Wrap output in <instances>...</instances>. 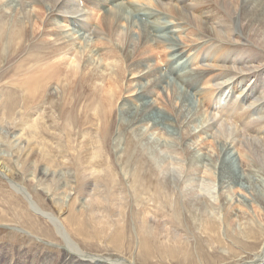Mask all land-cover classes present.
<instances>
[{
    "label": "rangeland",
    "instance_id": "obj_1",
    "mask_svg": "<svg viewBox=\"0 0 264 264\" xmlns=\"http://www.w3.org/2000/svg\"><path fill=\"white\" fill-rule=\"evenodd\" d=\"M121 1L129 7L133 3L137 8L127 10L130 19L128 23L121 24L123 35H126L131 21L145 24L139 17L133 19V13L138 16L151 11L148 9H156L154 4L144 0ZM148 22L154 23V18ZM160 22L166 21L160 19ZM136 23L132 29L137 37L140 26ZM96 38L92 36L91 43ZM190 47L196 48L192 42L186 50ZM252 50V53L255 52ZM158 51L156 49L151 54L148 64L150 68L155 66L163 70L170 63L171 56L167 53L169 56L166 57ZM195 52L192 50L189 55L194 56ZM229 53L233 54V59H239L234 51ZM89 58L92 63L90 68L97 67L100 75L106 76L99 58L92 55ZM222 59L218 58L217 61L221 62ZM206 64L202 66L203 70L207 69ZM189 67L195 68L190 62ZM4 72L5 69L0 74ZM10 72L4 78L0 76V171L11 179L6 181L0 176V264H60L65 259L68 246L87 259L99 260L107 256L125 264H257L264 247V234L259 229L254 234L246 230L250 228H247L250 219L251 223L257 221L264 228V211L261 205L258 207V203L248 202V199L260 197L264 200V177L256 174L253 167H246L249 165L241 156L235 159L232 170L237 176L246 177L244 187L224 189V203L220 199L215 174L212 178L202 174L201 167H195L196 171L192 172L197 186L201 184L198 181L201 179L211 188L214 184L216 187L213 194L203 191L204 200L198 201V208L202 212L207 210L203 201L209 199L217 208L215 216L210 215L213 220L206 221L207 217L182 204V195L189 194L184 184L193 181L183 174L184 179L177 188L170 186L156 172L157 167L151 160V146L160 147L162 144L179 147L186 162L192 158L195 150L199 157L207 155V168L217 173L214 166L218 148L214 146L212 138L202 135L197 140L190 139L185 146L182 142L185 135L183 128L165 125L169 136L152 130L149 122L141 125L143 135H140L143 137L138 135V131L124 130V127L121 131L117 127L114 130L111 121L110 129L103 134L101 129L94 126L96 123H90L94 122L93 113L88 115V123L80 130L69 126L65 128L64 118L72 111L71 106L63 108L58 98L49 96L42 108L27 110L32 104L31 99L26 101L27 88H21L19 82L11 79ZM173 78L169 81L177 88L172 87L174 90L166 94L158 89L152 94L153 100L161 109L168 107L166 103L178 109L183 101V105L189 109L183 108L182 118L186 116L185 112L189 115L194 113L186 116L184 125H189L192 134L198 135L200 123L194 127L195 124L190 122L200 116L204 96L202 93L188 92L182 81L177 78L174 81ZM132 79L136 77L129 78L127 74L125 85L129 86ZM260 83H263L262 79ZM198 87L197 91L208 90L202 85ZM124 94L126 100L132 99L133 89H126ZM187 95L190 97L188 101ZM228 96L231 97L232 93ZM175 97L178 102L174 101ZM74 105L77 120L82 103L74 102ZM165 115L170 117L167 112ZM240 118L233 119L232 125L242 127ZM118 119L124 125L129 121V117L127 119L120 112ZM216 120L225 123L220 117ZM83 134L86 137H81ZM99 145L104 149L97 150L95 157L93 147L96 149ZM121 151L123 153H119ZM129 158H132L130 162ZM174 158L180 159L179 156ZM248 162L254 164L252 159H248ZM126 163L129 166L124 173L122 170ZM10 183L22 188L26 197ZM200 188L204 187L200 185ZM206 190L211 192L208 187ZM240 202L248 203V206ZM37 209L44 216L39 215Z\"/></svg>",
    "mask_w": 264,
    "mask_h": 264
},
{
    "label": "bare ground",
    "instance_id": "obj_2",
    "mask_svg": "<svg viewBox=\"0 0 264 264\" xmlns=\"http://www.w3.org/2000/svg\"><path fill=\"white\" fill-rule=\"evenodd\" d=\"M144 1L154 4L156 9L147 8L151 11L138 16L133 13V19L139 17L145 23L137 24L134 21L140 26L136 37L132 29L135 23L132 21L130 28L125 31L126 35L121 33L123 23H128L130 19L127 10H137L133 3L129 7L121 0H0V71L5 69L0 76L4 78L11 71L10 78L19 82L21 88H27L26 101H32L27 110L42 108L49 96L58 98L63 108L71 106L72 111L64 118L65 128L69 126L80 130L88 123V115L93 113L94 122L90 123H96L94 126L101 129L103 134L110 129L111 121L114 130L115 127L118 130L124 127V130L138 131V135L143 137L141 125L149 122L152 130L169 136L165 125L183 128L185 135L182 142L185 146L202 135L212 138L214 146L218 148L214 166L217 173L207 168V155L199 157L195 150L192 158L186 162L179 147L162 144L160 147L151 146V160L157 167L156 172L173 188L183 181V174L193 181L184 184L189 194L182 195V204L207 217L206 221H211V216L216 214V206L210 199L203 201L207 210L202 212L198 208V201L204 200L203 191L213 194L216 187L214 184L211 188L201 179L198 180L201 184L197 186V180L192 176L195 167H201L200 172L211 178L215 174L222 203L225 202L224 189L244 187L246 177H239L232 170L238 156L248 163L246 167H253L256 174L264 177V0ZM153 18L154 23H149L148 20ZM160 19L166 22L161 23ZM92 36L97 37L93 43ZM191 42L196 48L186 50ZM125 45L126 50L122 53ZM156 49L166 57L171 56L170 63L163 70L155 66L150 68L148 64ZM252 49L255 52L252 53ZM192 50H196L194 56L189 55ZM229 51H234L239 59H233ZM88 55L99 58L105 67L106 76L100 75L97 67L90 68L92 63ZM218 58L224 60L218 62ZM189 62L195 68L189 67ZM204 64L205 70L202 69ZM127 74L129 78L136 77L129 86L125 85ZM173 77L182 81L188 92L202 93L204 96L200 116L190 122L195 124L194 127L200 123L199 136L192 134L189 125H184L186 116L194 113L189 115L185 112L186 116L182 118L183 108H188L183 105V101L178 109H173L175 106H169V103H166L168 107L161 109L153 100L154 91L160 89L166 94L177 88L169 81ZM226 77L227 80H223ZM175 78L174 81H177ZM261 79L263 83H260ZM99 82L101 84L97 85ZM198 85L208 90L197 91ZM126 89H133L132 99L126 100ZM186 99L188 101L190 97ZM174 101L178 102V99L175 97ZM74 102L82 103L77 120ZM119 112L125 114L127 119L129 117L127 125L118 119ZM166 112L170 117L165 115ZM238 116L241 117L239 121H243L242 127L232 125L233 119ZM218 117L225 123L217 121ZM81 137H86V134ZM93 149L96 157V151L104 147L99 145ZM178 156L180 159L174 158ZM248 159H252L254 164L249 163ZM128 166L126 163L123 167L124 173ZM0 176L6 181L11 180L3 172ZM200 185L205 189L200 188ZM12 186L23 193L22 188ZM23 195L26 197L25 193ZM115 195L120 197L118 193ZM248 202L258 203V207L261 205L264 211V200L260 197L248 199ZM240 203L245 205V202ZM37 211L44 216L41 211ZM251 220L248 221L247 228H250L246 232L254 234L259 229L264 234L260 223H251ZM65 254L60 264H125L107 256L99 260L87 259L75 253L71 246L67 247ZM257 264H264V247Z\"/></svg>",
    "mask_w": 264,
    "mask_h": 264
}]
</instances>
